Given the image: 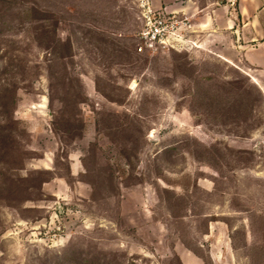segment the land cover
Masks as SVG:
<instances>
[{
    "label": "rangeland",
    "instance_id": "374dc122",
    "mask_svg": "<svg viewBox=\"0 0 264 264\" xmlns=\"http://www.w3.org/2000/svg\"><path fill=\"white\" fill-rule=\"evenodd\" d=\"M165 3L0 0V264H264V68L197 26L240 3Z\"/></svg>",
    "mask_w": 264,
    "mask_h": 264
},
{
    "label": "crops",
    "instance_id": "0c3cea01",
    "mask_svg": "<svg viewBox=\"0 0 264 264\" xmlns=\"http://www.w3.org/2000/svg\"><path fill=\"white\" fill-rule=\"evenodd\" d=\"M171 1H173L174 6H166L165 3V8H172L173 10H175L174 12L185 13L189 15L190 18H193L197 15V13L195 12L196 10L194 8L190 6L179 7L176 6L177 0ZM238 1L240 3V6L237 9L236 13L235 10L234 12L232 11V9L230 10L229 6L228 8H226L225 11H221L224 10V8L219 9L220 12L217 8L209 10V7L204 8L202 10L198 9V12H204L200 24L197 25L201 27L199 32L202 33L203 37V40L200 41V45L204 47L208 44V42H216L218 45L221 46L222 51H225L226 49L228 50V52L231 53V56L228 54L225 56L218 54V57L221 58L224 62L233 63L234 58L240 56L245 62L249 63L250 65L256 68H264V43L259 44V40H261V37L257 36L258 30H254V38H248L249 44L242 46L238 29L236 28V21L239 19L242 20L244 25H246V23H248L251 27L260 25V22L263 20L264 15L262 17V13L260 12L249 13L245 5L242 4L244 3V1ZM249 5H251L250 2ZM260 31L261 34L264 35V31L262 29H260ZM225 40L229 41L227 45H225ZM255 44L257 47L254 46ZM251 79L253 80L252 77Z\"/></svg>",
    "mask_w": 264,
    "mask_h": 264
},
{
    "label": "built area",
    "instance_id": "2783aa9c",
    "mask_svg": "<svg viewBox=\"0 0 264 264\" xmlns=\"http://www.w3.org/2000/svg\"><path fill=\"white\" fill-rule=\"evenodd\" d=\"M180 25L181 22L175 17L167 20L160 14L154 15L147 10L143 14V29L139 33L141 45L138 50L157 51L165 48L168 41H178L176 32Z\"/></svg>",
    "mask_w": 264,
    "mask_h": 264
}]
</instances>
